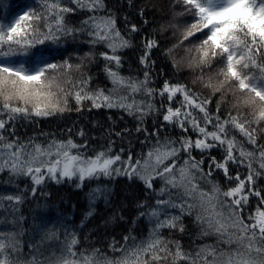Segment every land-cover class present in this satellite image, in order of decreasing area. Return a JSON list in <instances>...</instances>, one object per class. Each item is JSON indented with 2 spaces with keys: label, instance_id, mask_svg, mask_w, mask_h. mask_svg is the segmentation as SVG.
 <instances>
[{
  "label": "snow or ice",
  "instance_id": "1",
  "mask_svg": "<svg viewBox=\"0 0 264 264\" xmlns=\"http://www.w3.org/2000/svg\"><path fill=\"white\" fill-rule=\"evenodd\" d=\"M0 176V264H264V0H0Z\"/></svg>",
  "mask_w": 264,
  "mask_h": 264
},
{
  "label": "trees",
  "instance_id": "2",
  "mask_svg": "<svg viewBox=\"0 0 264 264\" xmlns=\"http://www.w3.org/2000/svg\"><path fill=\"white\" fill-rule=\"evenodd\" d=\"M154 2L163 3L164 0H154ZM108 3L112 7L121 5L126 8V0H108ZM86 50V48L82 49V51ZM69 51H72V49L70 48ZM65 55H67V53H65ZM136 55H138V53H134L131 51L125 53V56L128 60V63L125 65V68H136ZM93 71L95 72V69H93ZM181 79H187V77H181ZM121 115L123 114L120 112H108L107 110L96 109L92 110L91 112L85 110L81 114H77L75 110H73L72 112L65 113L63 116H60L58 114L55 118L42 119L37 125H25L20 129V134L24 136H31L34 131H44L49 133H56L57 136L60 137L61 131L65 130L68 127H72L73 125H75L73 131H77L80 127H85L87 131L93 127L94 123H98L106 129L109 126V122L107 121L108 116H112L113 119L117 120V122L119 123L118 118ZM120 126L131 127L129 118L125 117L124 123ZM89 135L98 139L101 135V131L100 129H97L96 131H90ZM141 139H143V137H141ZM133 143L136 150L139 151V145L136 144L135 141H133ZM5 179L6 176H0V192H3L8 187L4 184ZM23 186V184L20 185L21 188ZM110 187H114L116 192L120 196L128 195L132 191V189L128 188L127 182L122 179L118 180L115 184L110 185ZM136 190L138 191V189ZM46 191L52 193L53 195L51 199L47 201L48 207L39 209L37 211V215L41 217H46L52 221H55L57 217H69L75 219L76 223L79 224L80 210L85 203L83 200L84 193L75 189L74 186L68 184L54 185L52 188L46 189ZM35 204L36 201H33L31 205L25 204L21 215L29 216L30 210L35 206ZM74 205L75 207H73ZM25 227H27V225ZM91 227H95V222ZM85 231L88 230L86 229Z\"/></svg>",
  "mask_w": 264,
  "mask_h": 264
}]
</instances>
